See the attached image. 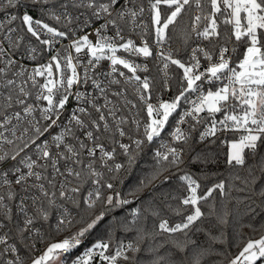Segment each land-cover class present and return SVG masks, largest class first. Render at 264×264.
<instances>
[{"label": "snow or ice", "instance_id": "snow-or-ice-1", "mask_svg": "<svg viewBox=\"0 0 264 264\" xmlns=\"http://www.w3.org/2000/svg\"><path fill=\"white\" fill-rule=\"evenodd\" d=\"M262 215L264 0H0V264H264Z\"/></svg>", "mask_w": 264, "mask_h": 264}, {"label": "trees", "instance_id": "trees-1", "mask_svg": "<svg viewBox=\"0 0 264 264\" xmlns=\"http://www.w3.org/2000/svg\"><path fill=\"white\" fill-rule=\"evenodd\" d=\"M173 42L182 44V41H181L178 33L176 35H174ZM241 51H243V48H241ZM213 151L217 154L218 163L209 165L208 171L212 172V173L219 172V173H222L224 175H227V172L225 171V165L223 163L224 158H225V153L227 151L226 147H223V146L219 145V143H217V145L213 146ZM144 163H145L144 159H141L140 165L143 166ZM140 170H141V168H140V166H138L132 171V173L130 175L125 173V172H121L120 176H121V179L123 180V188L124 189H127L129 187V185H131L137 179V177L140 173ZM191 170L194 172L198 171L199 166L198 165L194 166V167H192ZM215 180H216V177H212V178H209L207 180H202L201 181L202 182V188L206 189L207 187H210L211 184L215 182ZM177 183H178V181L176 180L175 177H173L169 183L165 184L158 191L167 192L170 189H174L177 186ZM129 207H135V205H131ZM203 210L206 211L207 209L204 208ZM257 211H259V209ZM121 215H123V213H121ZM169 218H170V221H172V222H175V221L180 219L179 217L174 216V215H170ZM262 219H264V215L257 216L254 223L259 224ZM246 220H247V218H246ZM243 233L246 236L251 237L253 239H258L260 237V235L262 234L260 231L252 232L248 228H244ZM99 234L100 233L94 234L93 237L90 238V240L96 238V236ZM118 235H120V234L118 233ZM242 247H243V244H241L240 248H242ZM240 248H235V247L230 248L232 255L234 256V255L238 254V252L240 251ZM212 259H215V258H212ZM258 264H259V262H258Z\"/></svg>", "mask_w": 264, "mask_h": 264}, {"label": "built area", "instance_id": "built-area-1", "mask_svg": "<svg viewBox=\"0 0 264 264\" xmlns=\"http://www.w3.org/2000/svg\"><path fill=\"white\" fill-rule=\"evenodd\" d=\"M182 46V44L181 43H175V42H173L172 41V47L173 48H177V47H181ZM150 63V67H152V76L155 78V80H156V89L158 90L159 89V87H160V79H161V74L157 71V67H156V64H155V62L154 61H150L149 62ZM173 71H176L175 69H174V67H173ZM177 75H179V73H177ZM172 87H173V89H175V87H176V84H175V81H173V84H172ZM172 95V93L171 92H169V93H164L163 95H162V98H164V99H167V98H169V96H171ZM166 131H168V129H166ZM122 159V157H118L117 158V160L119 161V160H121ZM61 237H55V239H60ZM38 248L42 251L43 250V248H44V244H39L38 245ZM78 252L79 251H82V249H78L77 250ZM37 255L39 254V252H37L36 253Z\"/></svg>", "mask_w": 264, "mask_h": 264}]
</instances>
